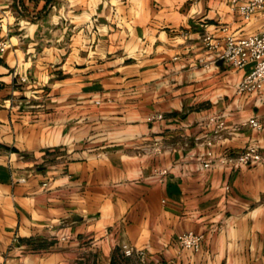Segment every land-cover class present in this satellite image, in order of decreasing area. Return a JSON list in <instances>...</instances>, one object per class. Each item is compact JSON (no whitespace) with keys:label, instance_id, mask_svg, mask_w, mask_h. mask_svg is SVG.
I'll return each mask as SVG.
<instances>
[{"label":"crops","instance_id":"crops-1","mask_svg":"<svg viewBox=\"0 0 264 264\" xmlns=\"http://www.w3.org/2000/svg\"><path fill=\"white\" fill-rule=\"evenodd\" d=\"M263 31L226 0H0L4 264H264V165L220 163L264 153V86L218 59Z\"/></svg>","mask_w":264,"mask_h":264},{"label":"built area","instance_id":"built-area-1","mask_svg":"<svg viewBox=\"0 0 264 264\" xmlns=\"http://www.w3.org/2000/svg\"><path fill=\"white\" fill-rule=\"evenodd\" d=\"M230 7L236 9L243 21H249L254 14L260 12L264 14V0H226ZM225 32V29H222ZM202 42L207 49L216 50L218 43H215L210 35H204ZM7 49V42L0 40V55ZM218 59L223 61L227 66L241 70L250 66L249 73L242 79L238 85V93H253L260 91L264 86V31L259 34H254L239 39L227 36L224 39V46L221 52L218 53ZM26 79L22 78L21 82ZM157 118H161L158 116ZM216 123L215 134L217 135L223 130L224 123L221 119L214 121ZM244 126H249L252 129H264V118H252L248 120ZM155 154L160 153L159 145L153 147ZM207 161L203 162V168H210L211 153L207 154ZM221 164L229 166L231 169H239L241 167H253L256 165H264V153L254 147H247L233 157H224ZM160 181L166 175V171L156 173ZM177 244L186 250L198 252L201 248L202 236L192 232L178 235L176 238ZM121 250L124 256L129 257L137 255L142 258L143 253L135 251L132 248L123 245Z\"/></svg>","mask_w":264,"mask_h":264},{"label":"rangeland","instance_id":"rangeland-1","mask_svg":"<svg viewBox=\"0 0 264 264\" xmlns=\"http://www.w3.org/2000/svg\"><path fill=\"white\" fill-rule=\"evenodd\" d=\"M22 79V78H21ZM21 79L19 80V82L22 84V82H21ZM27 81V80H26ZM25 81V82H26ZM25 82H23V83H25ZM32 245H34L35 246V244L33 243ZM35 247H38L39 249L41 248H47L46 247V244L45 243H42V242H38V243H36V246ZM5 250L3 249V248H1L0 247V264H4V259H5V256H6V251L4 252ZM122 251V250H121ZM122 254H123V252H122ZM124 255V254H123ZM133 256H135V257H138L137 255H132V256H129V257H127V258H131V257H133ZM126 257V256H125ZM144 257V256H143ZM139 259H140V257H138ZM137 260V259H136Z\"/></svg>","mask_w":264,"mask_h":264}]
</instances>
